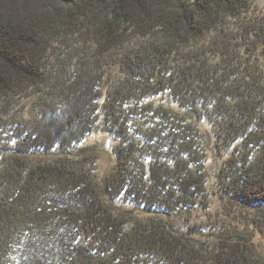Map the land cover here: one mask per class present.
<instances>
[{
    "label": "trees",
    "instance_id": "16d2710c",
    "mask_svg": "<svg viewBox=\"0 0 264 264\" xmlns=\"http://www.w3.org/2000/svg\"><path fill=\"white\" fill-rule=\"evenodd\" d=\"M254 2L0 0V264H264L239 228L264 230ZM100 119L118 144L98 183L81 143ZM204 122L231 211L189 224L208 208Z\"/></svg>",
    "mask_w": 264,
    "mask_h": 264
},
{
    "label": "rangeland",
    "instance_id": "374dc122",
    "mask_svg": "<svg viewBox=\"0 0 264 264\" xmlns=\"http://www.w3.org/2000/svg\"><path fill=\"white\" fill-rule=\"evenodd\" d=\"M252 12L254 16L264 15V0H255ZM165 101H168V99ZM165 101H161V103L165 104ZM27 103L28 104H26L25 106L21 105L20 107H17V110L22 108L24 110L27 109L30 105V102ZM172 106V109H178L176 106ZM96 125L97 126L95 127V129L83 139L81 146L93 147L95 149V177L97 182L100 183V181H102L104 177H106L109 173L112 172L116 165L114 149L118 144V140H116L109 132H107L101 119L98 120ZM201 128L203 134L206 136L205 153L207 168L210 176V180L208 182L207 187L208 197L206 202V206L208 208L206 209L199 206L197 210L190 215L188 219L189 224H210L213 222H217L219 219H221V217H224V215L229 214L231 211L229 208L230 204L226 200H224L218 193L216 174L219 165L222 163V160L220 153L217 152V149L215 147V139L210 138L207 133L208 131L209 133H211L212 129L206 122L202 124ZM39 161H41L40 157H32L29 159V162L31 163H39ZM119 205H122V207L130 208L128 204ZM249 220L251 222H255V224L260 225L257 219L254 218V216H252ZM238 221L240 220L238 219ZM239 228H244L247 234L252 237L254 246L257 248L258 252H260V254L264 257V230L259 231L255 226L245 223L242 226H239Z\"/></svg>",
    "mask_w": 264,
    "mask_h": 264
}]
</instances>
